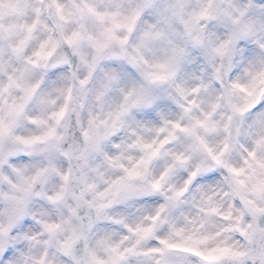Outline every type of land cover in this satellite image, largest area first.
I'll return each mask as SVG.
<instances>
[{
	"label": "clouds",
	"instance_id": "1",
	"mask_svg": "<svg viewBox=\"0 0 264 264\" xmlns=\"http://www.w3.org/2000/svg\"><path fill=\"white\" fill-rule=\"evenodd\" d=\"M0 264H264V0H0Z\"/></svg>",
	"mask_w": 264,
	"mask_h": 264
}]
</instances>
